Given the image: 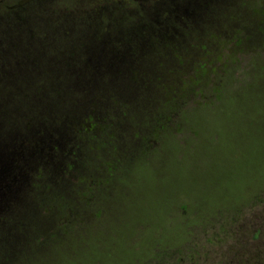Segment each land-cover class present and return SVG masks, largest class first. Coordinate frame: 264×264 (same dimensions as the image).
<instances>
[{
    "label": "rangeland",
    "instance_id": "rangeland-1",
    "mask_svg": "<svg viewBox=\"0 0 264 264\" xmlns=\"http://www.w3.org/2000/svg\"><path fill=\"white\" fill-rule=\"evenodd\" d=\"M31 1L0 0V16ZM212 5L62 111L14 105L15 132L49 123L61 144L0 216V264H229L239 246L263 251L264 0ZM2 77L8 103L39 84Z\"/></svg>",
    "mask_w": 264,
    "mask_h": 264
},
{
    "label": "trees",
    "instance_id": "trees-1",
    "mask_svg": "<svg viewBox=\"0 0 264 264\" xmlns=\"http://www.w3.org/2000/svg\"><path fill=\"white\" fill-rule=\"evenodd\" d=\"M93 1L55 7L53 0H33L0 16V77L39 83L16 104L0 100V216L17 205L29 176L50 164L61 144L49 123L15 132L14 105L40 118L62 111L69 97L85 94L92 83L126 78L152 42L173 38L174 25L195 24L217 0H135L136 17L120 15L121 8L97 10ZM256 247L239 246L227 263L264 264V247Z\"/></svg>",
    "mask_w": 264,
    "mask_h": 264
}]
</instances>
